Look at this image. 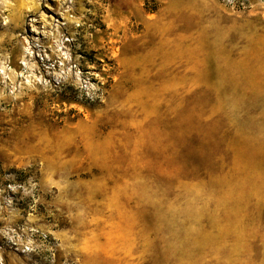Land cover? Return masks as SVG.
Listing matches in <instances>:
<instances>
[{"label":"rangeland","instance_id":"374dc122","mask_svg":"<svg viewBox=\"0 0 264 264\" xmlns=\"http://www.w3.org/2000/svg\"><path fill=\"white\" fill-rule=\"evenodd\" d=\"M0 264H264V0H0Z\"/></svg>","mask_w":264,"mask_h":264},{"label":"trees","instance_id":"16d2710c","mask_svg":"<svg viewBox=\"0 0 264 264\" xmlns=\"http://www.w3.org/2000/svg\"><path fill=\"white\" fill-rule=\"evenodd\" d=\"M71 94H67V92L64 90V92H63V94H62V96L64 97V98H68V97H71L70 96ZM74 98L76 97V96H73ZM98 100H99V98L97 97V98H89V102H90V104H92V105H95L97 102H98Z\"/></svg>","mask_w":264,"mask_h":264}]
</instances>
